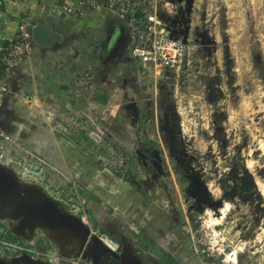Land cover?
I'll use <instances>...</instances> for the list:
<instances>
[{"label":"rangeland","instance_id":"obj_1","mask_svg":"<svg viewBox=\"0 0 264 264\" xmlns=\"http://www.w3.org/2000/svg\"><path fill=\"white\" fill-rule=\"evenodd\" d=\"M168 1L175 11L173 35L186 39L179 75L124 91L121 58L129 54V32L120 26L107 53L102 38L112 26L98 30L69 18V30L58 31L69 42H85L70 52L83 53L85 83L75 78L78 84L63 87L67 109L53 97L54 104L38 107L44 116L38 125L62 138L47 140V146L43 141L44 149L53 144L68 150L72 162L49 166L43 150L35 153V144L20 138L0 140V161L60 207L68 202L82 211L88 224L105 227L115 238L127 224L142 229L154 252L168 251L181 264H264V0ZM36 4L25 27L45 15L38 7L43 2ZM100 16L113 23L117 17L109 11ZM101 52L111 61L109 76L98 64ZM24 80L22 93L28 95L30 81ZM9 118L2 115L0 124ZM36 133L29 130V139L42 143ZM144 142L158 150L156 168L143 167L135 156ZM191 176L207 198L200 210L196 196L187 193L195 187ZM162 185L170 190L166 197ZM18 221L0 210L1 258H12L33 241L30 234L21 246L6 239L5 230H31L19 228Z\"/></svg>","mask_w":264,"mask_h":264},{"label":"built area","instance_id":"obj_2","mask_svg":"<svg viewBox=\"0 0 264 264\" xmlns=\"http://www.w3.org/2000/svg\"><path fill=\"white\" fill-rule=\"evenodd\" d=\"M37 1L43 2L41 11L48 3L58 17L84 19L102 11L116 15L128 28V55L136 70L140 67L164 80L179 75L186 65L187 46L181 37L170 35L172 28L166 21L175 12L168 0H0V109L5 108V98L8 102L15 97L25 107L35 99L23 94L20 100L16 74L18 65L30 57L34 47L25 25ZM35 104L43 106L41 102ZM47 119H53L52 111ZM0 140L13 142L12 134L0 127ZM103 241L111 245L106 237Z\"/></svg>","mask_w":264,"mask_h":264},{"label":"crops","instance_id":"obj_3","mask_svg":"<svg viewBox=\"0 0 264 264\" xmlns=\"http://www.w3.org/2000/svg\"><path fill=\"white\" fill-rule=\"evenodd\" d=\"M47 4L48 3H45L46 5V8L44 9L45 15L41 20H44L43 22L52 25L56 29V31L61 34L62 40L58 42V45H56L55 47L52 46L41 47L38 45L34 46L32 48L30 57L27 60L22 61L18 65L17 74H16V78H17L16 86L18 85L17 86L18 92H21L20 95L24 94L22 92H25V90L23 91L21 89V85L22 83L24 84L23 82L25 81L24 79H28V81H30V84H28L29 88L27 94L35 98L36 102L34 99V101H32L33 103L30 106L25 107L22 105V103L20 104V101H18L17 98L15 100H14L15 97L11 98L8 102H6L4 111L2 112V115L6 114V116L8 115L10 117L9 119H7L8 122L7 125L3 126V128L4 130L12 134L13 139L20 138V140L23 141L26 145L34 143L35 145L32 148L35 151V153L41 154L40 151L43 150L45 152V155H47L45 156L47 160L46 161L43 160V161L49 166H54V165L61 166L65 158H66V164L67 166H69L72 160L70 161L69 158L67 157L68 150L66 152L62 149L58 150L52 144L48 147V150L46 151L44 147L41 145L47 140L49 141L48 143H50V141L54 140L55 142H57V139L61 140L62 138L61 137L58 138L52 133L51 134L47 133L43 128L39 127L38 123L41 124L40 120L43 121L44 119L42 118L44 116L43 113H41V111L38 109L39 106L35 103L41 102V104L44 103L46 105L51 106L52 104H54L53 98H55L57 102H61V101L65 102L62 103L63 106L60 108L67 109L69 107L68 101L66 100L67 91L62 89H64L66 86L70 87L74 83L78 84L77 80L81 84L85 83L83 81L85 80L84 79L85 76L83 75L85 73L84 70L85 66L84 65L82 66V64H84L83 62L84 57L81 56L83 53H79L78 56L74 57L73 55L70 54V52L73 49V44L79 43L81 45H84L85 42L83 40L69 42L66 36L64 35L65 33L59 32L60 29L62 28L69 30V26H68L69 20H67L69 18H65L62 16L58 17L56 11L51 10L52 7L49 6L47 8L48 6ZM41 15L43 14L41 13ZM98 16H100V13L89 15L87 16L88 18H84V19H74V21L81 20L82 25L88 28H97L98 30L104 27L112 26L108 38L106 37L102 38L106 42V46L108 48L107 53L112 52L115 41H113V43L110 44L109 43L110 36L114 32H116V36L118 37L121 34V27H124L125 34L126 32L128 34V28L126 27V25L122 26L120 19L115 16H114L116 18L115 23H113V21H110L112 17H109L108 20L104 21L101 16L100 17ZM111 16L113 15L111 14ZM95 25L96 27H94ZM85 35H86L85 39L88 42L92 43L93 36L89 37L87 36V33H85ZM99 37L100 36L94 38H99ZM97 40H101V39H97ZM121 55L122 54H120L119 56ZM97 59L99 60L98 64H101L103 68L105 66V71H104L105 74L103 76H109L111 71L110 70L111 61L110 63H107L106 56L102 52L97 54ZM122 60L126 61V65H125L126 67H124V69L120 71L122 75L121 84L124 86V91L128 92L129 89L141 90L143 86L147 89L150 83H154L155 81L160 79V76H155L145 71H142L140 67H137L138 70H136L135 64L133 63L129 55L125 58L124 57L121 58V61ZM70 63L73 64L70 65ZM75 78H77V80ZM108 84H109V80H106L103 77V85L107 86ZM58 88L61 89L58 90ZM18 109L21 113L17 111ZM29 130L36 131L37 132L36 134L38 136H42L43 139V140L41 139L42 143H38L37 140L29 139L28 137ZM47 145L48 144L46 142V146ZM64 147H66V149L68 148V143L65 141H64Z\"/></svg>","mask_w":264,"mask_h":264},{"label":"flooded vegetation","instance_id":"obj_4","mask_svg":"<svg viewBox=\"0 0 264 264\" xmlns=\"http://www.w3.org/2000/svg\"><path fill=\"white\" fill-rule=\"evenodd\" d=\"M41 21L44 20L39 22ZM135 156L144 161L143 167L149 164L156 168L159 164L158 150L146 142L141 145L140 150H137ZM191 180L195 187L187 189V193L196 196L197 209L200 210L202 204L207 203V198L198 188L199 183L196 178L191 176ZM162 189L166 197L170 190L167 185L166 191L163 185ZM65 207H60L62 212L80 218L87 227L86 232L79 227L69 230L67 227L51 228L40 224H35L37 227L31 224V230L18 229L15 233L5 230L6 237L14 234L9 239L6 238L11 243L15 242L21 246L24 244V237L29 234L32 235L33 241L25 243L26 246L12 258L0 257V264H69L73 261L75 264H181L179 258L173 257L168 251L154 252L152 242L142 229L125 224L127 227L120 231L119 238H115L109 235L111 232L105 227L99 228L97 226L99 224L90 225L85 222L81 216L82 211L75 212L70 209L68 202ZM103 237L110 240V246L105 244ZM59 243H64L62 248H59ZM40 249L42 252L39 251ZM39 254L43 256H38Z\"/></svg>","mask_w":264,"mask_h":264},{"label":"water","instance_id":"obj_5","mask_svg":"<svg viewBox=\"0 0 264 264\" xmlns=\"http://www.w3.org/2000/svg\"><path fill=\"white\" fill-rule=\"evenodd\" d=\"M172 16L166 18L169 24ZM121 24L122 26L125 25L122 22ZM26 30L30 34L33 46L55 47L62 40L61 34L52 25L45 22L27 25ZM170 35H173V29ZM182 42L186 44L184 37H182ZM6 101L7 98H5V103ZM3 111L4 109L1 107L0 120ZM0 127L3 128L1 124ZM0 210L8 217H17L19 228L24 225L40 224L51 228L61 226L67 227V229H75L79 227L85 232L87 231V227L80 218L63 213L55 200L43 191L35 189L30 181L24 180L2 161H0Z\"/></svg>","mask_w":264,"mask_h":264},{"label":"trees","instance_id":"obj_6","mask_svg":"<svg viewBox=\"0 0 264 264\" xmlns=\"http://www.w3.org/2000/svg\"><path fill=\"white\" fill-rule=\"evenodd\" d=\"M11 235V234H10ZM2 235H0L1 238ZM11 236H14V234H12ZM11 236L6 237L7 239H9ZM11 240V239H10Z\"/></svg>","mask_w":264,"mask_h":264},{"label":"bare ground","instance_id":"obj_7","mask_svg":"<svg viewBox=\"0 0 264 264\" xmlns=\"http://www.w3.org/2000/svg\"><path fill=\"white\" fill-rule=\"evenodd\" d=\"M232 259V255H231V257H230V260Z\"/></svg>","mask_w":264,"mask_h":264},{"label":"clouds","instance_id":"obj_8","mask_svg":"<svg viewBox=\"0 0 264 264\" xmlns=\"http://www.w3.org/2000/svg\"><path fill=\"white\" fill-rule=\"evenodd\" d=\"M106 244V243H105Z\"/></svg>","mask_w":264,"mask_h":264}]
</instances>
